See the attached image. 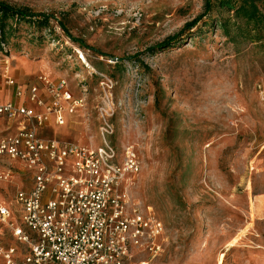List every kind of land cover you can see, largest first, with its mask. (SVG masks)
<instances>
[{"label":"rangeland","instance_id":"374dc122","mask_svg":"<svg viewBox=\"0 0 264 264\" xmlns=\"http://www.w3.org/2000/svg\"><path fill=\"white\" fill-rule=\"evenodd\" d=\"M1 1L52 18L19 22L0 44V96L6 71L22 85L65 80L82 103L45 136L98 148L108 124L116 162L127 150L140 161L129 196L165 232L128 264H264V31L235 32L243 23L216 0L207 14L206 0ZM21 177L0 184V200L15 204Z\"/></svg>","mask_w":264,"mask_h":264},{"label":"built area","instance_id":"2783aa9c","mask_svg":"<svg viewBox=\"0 0 264 264\" xmlns=\"http://www.w3.org/2000/svg\"><path fill=\"white\" fill-rule=\"evenodd\" d=\"M4 77L14 99L0 98V117L19 121L15 132L0 133V161L9 164L0 169V184L23 177L15 204L0 200L3 264H128L136 252L157 253L165 226L128 192L141 170L136 154L127 150L116 162L108 124L101 127L98 148L47 138L48 124L64 126L81 99L65 80L55 84L45 74L30 85L9 71Z\"/></svg>","mask_w":264,"mask_h":264},{"label":"trees","instance_id":"16d2710c","mask_svg":"<svg viewBox=\"0 0 264 264\" xmlns=\"http://www.w3.org/2000/svg\"><path fill=\"white\" fill-rule=\"evenodd\" d=\"M212 0H206L205 9L206 13L211 11L213 5ZM217 6L223 10V13H233V16L236 20H240L243 25L236 27L237 33L242 35L246 33H258L264 31V0H216ZM205 14L198 16L196 19L187 23L185 30H191L204 18ZM51 16L45 13H33L29 9L17 8L5 1L0 0V44L3 45L6 41V38L10 35L13 30V26L19 22H29L41 25L46 29L50 26ZM61 29L68 36L70 41L73 44H78L81 48L91 49L86 43L80 39L74 38L69 30L67 29L65 23L59 21ZM228 34H230V25L229 21H226V24L221 26ZM177 38L171 39L169 42L161 43L154 46L151 50H162L163 48L169 46L170 44L176 42ZM173 40V41H172ZM0 45V50H1ZM95 50V49H93Z\"/></svg>","mask_w":264,"mask_h":264},{"label":"crops","instance_id":"0c3cea01","mask_svg":"<svg viewBox=\"0 0 264 264\" xmlns=\"http://www.w3.org/2000/svg\"><path fill=\"white\" fill-rule=\"evenodd\" d=\"M7 87V86H6ZM7 89V93H5V94H3V97L2 96H0V98H2V99H5V100H13V99H10L9 97H8V95H10V91H12V89L11 88H9V87H7L6 88ZM42 93H43V90H42ZM1 120H3V121H6L7 123H6V125L5 124H3V126H2V128H0V132L1 133H12V129L14 128V127H16L17 126V124H18V121L19 120H9V119H6V118H0ZM6 126V127H5ZM13 127V128H12ZM13 132H15V130H13Z\"/></svg>","mask_w":264,"mask_h":264}]
</instances>
